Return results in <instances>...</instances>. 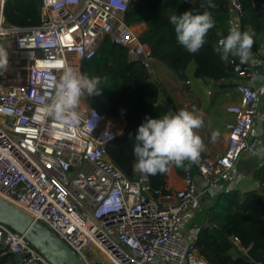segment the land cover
<instances>
[{
    "label": "built area",
    "instance_id": "1",
    "mask_svg": "<svg viewBox=\"0 0 264 264\" xmlns=\"http://www.w3.org/2000/svg\"><path fill=\"white\" fill-rule=\"evenodd\" d=\"M6 1L0 0V41L13 38L9 48L25 63V75L21 80L15 70L0 71V197L45 225L83 264H209L194 246L201 228L189 238L182 229L205 199L238 188L246 177L239 168L244 156L264 157V79L256 70L264 42L252 47L248 63L227 59L244 83L236 86L239 103L228 108L234 120L226 126L225 152L212 158L203 151L192 162L195 172L186 168L184 186L163 194L149 176L135 171L129 179L109 160L107 147L119 130L85 97L78 122L57 121L45 111L63 71L82 73L81 65L96 56L106 37L153 71L157 60L140 40V24L125 21L135 0H43L41 24L34 29L9 26ZM230 3L232 27L243 33L242 2ZM0 252L14 256L16 264H50L24 235L2 223Z\"/></svg>",
    "mask_w": 264,
    "mask_h": 264
},
{
    "label": "trees",
    "instance_id": "2",
    "mask_svg": "<svg viewBox=\"0 0 264 264\" xmlns=\"http://www.w3.org/2000/svg\"><path fill=\"white\" fill-rule=\"evenodd\" d=\"M211 2L215 7H209L208 0H192L191 4L185 0H135L125 15V21L129 25L147 26L140 37L141 42L149 46L153 57L173 71L179 81L188 80L187 71L191 64H195L194 78L209 85L236 87L244 82L233 74L227 59L221 58L219 47V41L226 39L231 28V3L230 0ZM241 2V29H249L254 39L253 47L258 50L264 42V0ZM42 8L43 0H7L3 14L9 26L34 29L41 24ZM188 11L193 14L208 12L215 21L205 37L204 46L196 53H190L179 44L175 27L170 22L172 15ZM81 72L101 78L98 86L101 94L87 96V105L107 118L124 120L119 136L107 147V155L129 179H134L136 158L133 149L138 128L146 118L159 119L167 114H177L172 99L163 85L152 79L151 72L140 63L131 61L127 49L109 37L101 41L92 60L83 62ZM163 99L171 105L170 108L165 106ZM189 166L195 172L192 162L186 161L184 168L175 167L177 174L183 178ZM253 178L258 184L256 190L246 195L237 189L221 194L208 208L207 223L200 225L194 243L207 263L264 264V158L254 170ZM149 181L154 189H160L163 194L170 193L167 172L150 175ZM0 264H16V259L0 252Z\"/></svg>",
    "mask_w": 264,
    "mask_h": 264
},
{
    "label": "clouds",
    "instance_id": "3",
    "mask_svg": "<svg viewBox=\"0 0 264 264\" xmlns=\"http://www.w3.org/2000/svg\"><path fill=\"white\" fill-rule=\"evenodd\" d=\"M208 6L215 7L211 0H208ZM170 22L175 27L179 44L190 53H196L204 46L207 33L215 25L208 12L193 14L188 11L182 15H172ZM219 43L222 45V59L226 60L231 55L239 57L241 63L250 61L254 39L248 32L242 33L238 27H232L226 39ZM8 66L9 53L0 47V71H6ZM100 83V77H89L71 67L66 68L56 84L53 99L45 105L47 115L65 123L78 122L77 110L82 99L86 94L100 95ZM92 118L90 123L95 127L94 120L98 118L95 111ZM203 126V118L187 110H181L175 115L167 114L159 119L146 118L134 138V170L147 176H155L168 172L170 165L184 168L186 161H198L205 150V144L196 130ZM218 135V132L212 134L213 141Z\"/></svg>",
    "mask_w": 264,
    "mask_h": 264
},
{
    "label": "crops",
    "instance_id": "4",
    "mask_svg": "<svg viewBox=\"0 0 264 264\" xmlns=\"http://www.w3.org/2000/svg\"><path fill=\"white\" fill-rule=\"evenodd\" d=\"M232 28V24H231ZM140 29L144 32L147 29L145 24H140ZM244 32L249 33V29H246ZM262 64L256 67L259 75L264 79V58H262ZM248 63V62H247ZM260 67V69H257ZM195 69V64H191L188 71L187 76L188 80L185 82H181L177 79L178 84L171 86L169 84V77L174 74L166 70L164 66L158 61L155 62L152 74V79L160 82L166 92L170 95L172 99V103L175 107V112H179L181 110H187L193 112L195 115L202 117L204 120V126L196 130L197 134L202 137V140L205 144L204 153L207 156L212 158L218 157L225 152L227 147V124L231 123L234 120V117L228 113L227 107V97L229 91L235 87H224L221 84H213L209 85L205 83L201 79H196L193 76ZM183 83L184 89L179 85ZM183 89V90H182ZM238 93V91H237ZM182 94V95H181ZM239 95V93H238ZM174 97H177L179 104L174 102ZM87 98V97H86ZM162 100V99H161ZM240 101V95H239ZM238 101V103H239ZM162 102V101H161ZM163 103L166 105L167 103ZM237 103V104H238ZM169 104V103H168ZM171 107V105L169 104ZM169 107V108H170ZM260 115L264 118V103L262 102L259 108ZM122 119V118H120ZM116 120V119H113ZM214 132H218V137H222L225 144L224 148L221 150L217 149L215 144L213 143L212 134ZM248 156V155H247ZM264 158V157H263ZM263 159L250 158L249 156H244L239 163V168L241 172L245 174V179L240 182L237 190L241 192V194L246 195L249 192H252L258 188V184L254 181L253 172L259 167L262 163ZM168 181H167V189L171 191H176L181 189L184 186L183 178L180 177L174 165H170L169 171L167 172ZM203 201V208L206 209L207 214L209 213L208 208L213 204L214 199H205ZM208 216L206 221L195 220L194 215L189 217L186 220V223L182 229V233L188 238L191 236L192 232L195 228H200L201 224L207 223Z\"/></svg>",
    "mask_w": 264,
    "mask_h": 264
},
{
    "label": "water",
    "instance_id": "5",
    "mask_svg": "<svg viewBox=\"0 0 264 264\" xmlns=\"http://www.w3.org/2000/svg\"><path fill=\"white\" fill-rule=\"evenodd\" d=\"M191 4L192 0H185ZM199 7L201 4H197ZM257 69H260L258 67ZM264 103V97L262 98ZM169 108V104L165 105ZM206 201V200H204ZM0 223L22 234L50 264H83L78 256L45 225L0 197ZM249 259V258H248Z\"/></svg>",
    "mask_w": 264,
    "mask_h": 264
},
{
    "label": "rangeland",
    "instance_id": "6",
    "mask_svg": "<svg viewBox=\"0 0 264 264\" xmlns=\"http://www.w3.org/2000/svg\"><path fill=\"white\" fill-rule=\"evenodd\" d=\"M12 42H13V38H9V40H7L6 42L0 41V45L4 49H6L8 51L9 56H10L9 57V66H8V69L5 72H9V71L15 70V71L18 72L19 75H21V80H22V79H24L25 73L23 71H20V69L24 66L25 63L23 61H21L18 57H16L14 54H12V52H11V50L9 48V45ZM162 66H164V65L162 64ZM164 68H166V70H168L169 72L173 73V71H171L167 67L164 66ZM167 80H169V84H171V86H173V87H174V85L178 84L177 77L175 75L169 77ZM179 85L181 86V88L184 89L183 83H180ZM86 97H87V94L85 95V98ZM238 101H239V95L237 93V88L235 87V88L231 89V91H229V93H228L227 107L236 105L238 103ZM174 102H176V104H179V101H178L177 97H174ZM178 113L179 112H177V114ZM113 127L115 129H118L119 133H120V131H122V129L124 127V120L120 119V118L116 119V120H113ZM213 143L215 144V146L219 150L220 149L222 150L224 148L223 146H224L225 142H224L222 137H217V139ZM246 157H248V156H246ZM249 157L252 158V156H249ZM257 158L258 159H263V157H257ZM214 201L217 202L218 201V197H215ZM193 215L195 217V220H200V221H206L207 216H208V214L206 212V209H204L203 206H201L197 211L193 212L192 216Z\"/></svg>",
    "mask_w": 264,
    "mask_h": 264
},
{
    "label": "bare ground",
    "instance_id": "7",
    "mask_svg": "<svg viewBox=\"0 0 264 264\" xmlns=\"http://www.w3.org/2000/svg\"><path fill=\"white\" fill-rule=\"evenodd\" d=\"M10 57V56H9ZM11 61V60H10Z\"/></svg>",
    "mask_w": 264,
    "mask_h": 264
}]
</instances>
